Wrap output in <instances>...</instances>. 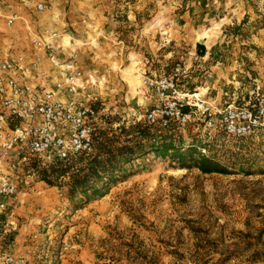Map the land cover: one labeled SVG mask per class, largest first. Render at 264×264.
Instances as JSON below:
<instances>
[{
	"label": "rangeland",
	"instance_id": "374dc122",
	"mask_svg": "<svg viewBox=\"0 0 264 264\" xmlns=\"http://www.w3.org/2000/svg\"><path fill=\"white\" fill-rule=\"evenodd\" d=\"M9 15L17 16L11 26ZM263 17L264 0H0V48L22 32L28 44L29 30L54 29L76 48L90 79L83 99L104 114L138 116L153 101L132 107L122 80L129 52L141 58L129 70L134 84L145 57L157 73L183 61L191 70L185 88L243 101L251 78L264 86ZM158 23L169 36L165 46ZM188 129L199 131L195 121L181 127L186 139ZM30 159L9 161L17 191L0 211V252L32 264H151L153 251L163 264H213L227 255L226 264H248L252 250L264 249V174H204L155 161L72 212L63 190L39 180ZM189 231L206 235L209 250L196 249Z\"/></svg>",
	"mask_w": 264,
	"mask_h": 264
},
{
	"label": "built area",
	"instance_id": "2783aa9c",
	"mask_svg": "<svg viewBox=\"0 0 264 264\" xmlns=\"http://www.w3.org/2000/svg\"><path fill=\"white\" fill-rule=\"evenodd\" d=\"M16 17L9 15L6 23L12 24ZM61 37V33L46 28L42 33H34L31 43L51 55L54 44ZM74 58L75 54L63 62L68 69L52 87L46 84L49 73L43 66L41 53L30 58L24 53L0 58V211L17 191L14 180L1 175L12 157L22 160L33 155L44 163L92 149V134L101 120V111L86 99L58 96L61 92L76 90L82 72L75 67ZM194 60H198L197 55ZM190 71L186 63L175 61L169 71L157 73L150 59H143L138 73L140 84L154 96L153 102L143 111L146 121L161 125L175 121L179 127H184L201 120L203 127L208 129L220 123L227 134L237 137L264 129V86L250 89L248 98L241 102L215 104L200 90L184 87ZM138 114L140 116L141 112ZM0 264L32 262L22 255L0 252Z\"/></svg>",
	"mask_w": 264,
	"mask_h": 264
},
{
	"label": "trees",
	"instance_id": "16d2710c",
	"mask_svg": "<svg viewBox=\"0 0 264 264\" xmlns=\"http://www.w3.org/2000/svg\"><path fill=\"white\" fill-rule=\"evenodd\" d=\"M261 20L264 28V17ZM245 21L232 27V32L241 33ZM196 46L203 52L202 44ZM250 80L252 88L257 87L253 78ZM195 126L199 131L191 133L188 129L186 139L175 121L161 125L146 121L143 112L140 116L128 117L102 113L93 130L91 151L44 163L36 156H28L37 178L63 190L72 212L104 196L118 182L140 170L150 169L155 161H166L172 167L194 168L204 174H264V129L237 137L227 134L220 123L204 131L200 130L201 120L195 121ZM189 233L195 239L196 249L209 248L203 242L206 235L199 231ZM235 236L242 237V231H236ZM158 255L153 251L149 262L163 264ZM230 260L228 255L218 256L213 264H226ZM246 260L248 264L264 263V249L252 250ZM233 264H243V260Z\"/></svg>",
	"mask_w": 264,
	"mask_h": 264
},
{
	"label": "crops",
	"instance_id": "0c3cea01",
	"mask_svg": "<svg viewBox=\"0 0 264 264\" xmlns=\"http://www.w3.org/2000/svg\"><path fill=\"white\" fill-rule=\"evenodd\" d=\"M15 23L16 21H14L12 24H15ZM45 26H49V25H45ZM156 26L157 27H155V29L156 30L158 29V32L160 35L159 39L163 41V46H165L166 42L169 40V36L167 35V30H165L164 28H160L159 23L158 25L156 24ZM38 28H41V27L38 26ZM41 29H38V30L32 29L28 31V40H29L28 44L22 41L24 39L23 37L25 36V35L23 36V32L21 34H17L16 36L17 39H13L11 42H7L5 46H1L0 58L4 57L6 54H17V53H24L28 58H30L35 53H41L43 55V66L49 73V79L46 82L48 87H52L53 83L56 80H59L64 77L68 67H65L63 65V62H67L68 59L74 54H75V58H74L75 67L82 72L81 66L79 64V60L77 58L76 48L68 46L64 38H59L57 40V42L53 46L51 55H48L46 52L41 51L32 45L31 43L32 35L34 33H42L43 30L40 31ZM20 38H22V40H20ZM126 58H128L130 63L128 64V67H126L123 70L122 80L124 83H126L130 87L129 97L132 100V105H133L132 107L142 106V105L147 104L150 101H153L154 96L151 93V91L145 88H141L138 85H135L134 81L132 80V75L129 73L130 72L129 70L134 71L136 67H138L139 61L141 60L140 55H138L137 52H129ZM190 77L191 75H189L187 78H190ZM187 78L185 79V81L187 80ZM89 84H90V79L84 77V74L82 72L80 78L78 79L76 90L74 92H68V91L61 92L58 96L61 98H66L68 96H76V97L83 99L87 95L89 96V93L87 92V87L90 86ZM192 89H197V88H192ZM203 89L207 90L206 88H203ZM205 97L209 101L215 104H223L225 102H228L224 99H220L218 96L212 97L209 94H206ZM9 161L6 162V164L4 165L1 171V175H7L8 171L11 170L10 169L11 167L9 166Z\"/></svg>",
	"mask_w": 264,
	"mask_h": 264
},
{
	"label": "bare ground",
	"instance_id": "6f19581e",
	"mask_svg": "<svg viewBox=\"0 0 264 264\" xmlns=\"http://www.w3.org/2000/svg\"><path fill=\"white\" fill-rule=\"evenodd\" d=\"M135 84H136V85H139V84H140V80L137 79V80L135 81Z\"/></svg>",
	"mask_w": 264,
	"mask_h": 264
}]
</instances>
